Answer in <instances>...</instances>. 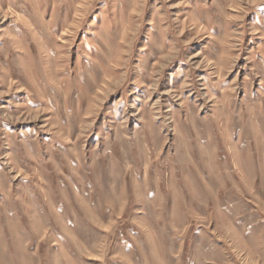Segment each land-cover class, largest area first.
<instances>
[{
  "label": "rangeland",
  "instance_id": "374dc122",
  "mask_svg": "<svg viewBox=\"0 0 264 264\" xmlns=\"http://www.w3.org/2000/svg\"><path fill=\"white\" fill-rule=\"evenodd\" d=\"M0 264H264V0H0Z\"/></svg>",
  "mask_w": 264,
  "mask_h": 264
}]
</instances>
